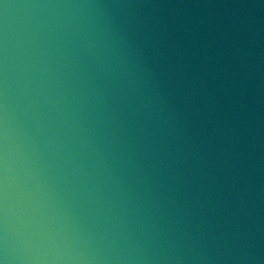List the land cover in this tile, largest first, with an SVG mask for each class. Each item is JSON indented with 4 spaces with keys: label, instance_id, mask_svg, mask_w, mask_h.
<instances>
[{
    "label": "clouds",
    "instance_id": "9594fccd",
    "mask_svg": "<svg viewBox=\"0 0 264 264\" xmlns=\"http://www.w3.org/2000/svg\"><path fill=\"white\" fill-rule=\"evenodd\" d=\"M0 264H264V0H0Z\"/></svg>",
    "mask_w": 264,
    "mask_h": 264
}]
</instances>
